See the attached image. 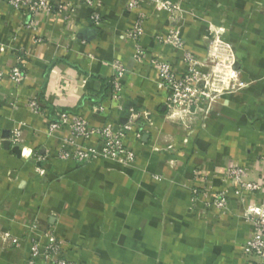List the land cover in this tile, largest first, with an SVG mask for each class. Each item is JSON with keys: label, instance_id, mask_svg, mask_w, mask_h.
<instances>
[{"label": "crops", "instance_id": "obj_1", "mask_svg": "<svg viewBox=\"0 0 264 264\" xmlns=\"http://www.w3.org/2000/svg\"><path fill=\"white\" fill-rule=\"evenodd\" d=\"M46 1L77 4L71 21L52 13L31 33L26 15L0 1V264H28L32 240L45 244L43 231L64 242L63 255L73 264H264L243 251L253 233L244 214L248 207L264 209V188L244 195L230 189L223 213L204 211L222 189L227 167L246 166L249 180L264 179L258 161L264 150V0H145L141 63L133 59L135 42L123 38L137 16L126 9L128 0H94L98 7ZM166 2L180 8L175 24L186 48L219 67L209 81L215 105L184 117L162 106L158 75L148 65L159 57L185 70L182 53L156 40L172 23ZM94 11L102 15L99 26ZM16 57L25 62L19 85L8 77ZM115 60L128 67L125 108L152 119L142 118L124 140L135 160L125 165L99 158L80 166L56 159L58 150L97 145L75 139L68 128L51 131L62 115H80L94 127L125 122V113L111 110ZM34 98L41 113L29 109ZM35 224L41 230L32 231Z\"/></svg>", "mask_w": 264, "mask_h": 264}, {"label": "built area", "instance_id": "obj_2", "mask_svg": "<svg viewBox=\"0 0 264 264\" xmlns=\"http://www.w3.org/2000/svg\"><path fill=\"white\" fill-rule=\"evenodd\" d=\"M2 1V0H0ZM9 3L14 9L26 15L27 22L25 29L31 33L37 30L38 22L42 16H49L52 13L63 14L64 21L70 22L72 15L76 10L77 4L68 3L65 5L54 6L46 0H3ZM86 5L95 6L94 0H84ZM161 2V1H160ZM142 3L145 0H128L126 9L137 12L134 27L123 36L125 40L135 42V62L141 63L146 60V52L140 45V36L143 33L147 15L142 12ZM168 10L172 23L165 37H156V40L169 46L173 51L182 53V60L185 70L179 73L174 65L165 59L155 57L149 60V66L157 73V89L161 96V104L172 117H184L193 114L195 111L202 110L205 107H213L214 101L209 94V81L213 77L214 71L219 67L217 61L212 58L204 60L197 59L193 53L186 48L185 42L181 36V28L177 26L176 21H181L177 14L180 8L175 4L162 3ZM93 21L96 26L101 25L102 15L94 11ZM42 42L41 40H38ZM16 66L13 67L8 77L14 85H19L24 81L25 62L21 57H16ZM207 69L208 71H204ZM128 74V67L120 60H115L111 64V110L115 111L117 116L125 113V122L123 124L106 123L102 127H94L82 116L77 114L62 115L59 124L51 123V131L61 127L68 128L75 139L92 140L95 139L97 145L90 147L87 145H77L72 153L62 150L56 152V159L60 161L71 160L80 166L89 164L91 161L99 158L113 159L129 165L135 160L133 153L126 147L124 140L126 136L134 131L142 118L149 124H152L150 114L140 111L134 107L125 108L124 97L122 94V79ZM5 75L0 71V84ZM206 101H209L206 104ZM29 109L36 113H41L37 100L34 98L29 103ZM103 109H101L102 111ZM18 135V134H17ZM19 137V135H18ZM137 137H140L137 134ZM258 161L264 163V150L258 157ZM40 174L44 173L41 168L37 169ZM222 189L215 193V196L204 203V211L213 207L217 208L219 213L228 206V193L230 189L237 195L253 194L264 188V179L260 181L249 180V170L246 166L231 165L225 169L222 178ZM208 197V190L204 191ZM213 192V191H212ZM197 194V189H194ZM244 218L251 222L253 226L252 236L243 246L244 254L248 257H255L264 260V209L257 207H248ZM41 230L39 225L32 226V231ZM45 244L41 245L35 239L30 251V260L28 264H36L38 259H43L47 264H73L64 257V242L58 238L52 231H43ZM20 244L17 242V247Z\"/></svg>", "mask_w": 264, "mask_h": 264}, {"label": "water", "instance_id": "obj_3", "mask_svg": "<svg viewBox=\"0 0 264 264\" xmlns=\"http://www.w3.org/2000/svg\"><path fill=\"white\" fill-rule=\"evenodd\" d=\"M5 145L7 146V145H8V143H5Z\"/></svg>", "mask_w": 264, "mask_h": 264}]
</instances>
